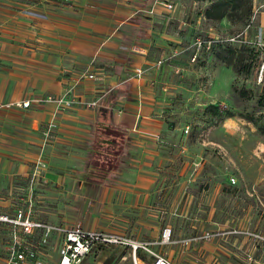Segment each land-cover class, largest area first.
<instances>
[{
	"label": "rangeland",
	"instance_id": "obj_1",
	"mask_svg": "<svg viewBox=\"0 0 264 264\" xmlns=\"http://www.w3.org/2000/svg\"><path fill=\"white\" fill-rule=\"evenodd\" d=\"M212 1L143 3L162 11L150 25L149 39L181 41L180 47L170 43V55L158 63L168 68L159 81L165 89L156 96L163 106V140L141 163L159 172L154 186L132 188L136 155L130 143L121 145L120 135L105 133L106 128H98L96 137L67 139L56 137L54 120L43 129L36 122L26 133L29 128L4 117L12 136L0 149L11 153L9 159L0 155V167L10 164L12 170L0 171V215L14 219L22 210L42 225L26 233L18 222L0 220V264H58L57 228L76 223L138 240L160 239L170 228V241L151 248L174 264H264V91L257 84L258 55L244 46L249 43L243 34L230 40L251 16L243 21L208 18L205 10ZM263 1L256 0L257 5ZM137 11L124 17L128 25L134 16L147 18L143 9ZM32 94L29 99L40 95ZM46 102L59 105L33 101L15 111L20 107L9 101L0 109L24 119ZM112 160L119 162L116 170L108 169ZM12 246L17 247L13 255ZM21 253L28 256L21 260ZM138 253L139 264L156 259L152 252ZM106 261L134 264L132 248L99 244L79 264Z\"/></svg>",
	"mask_w": 264,
	"mask_h": 264
},
{
	"label": "crops",
	"instance_id": "obj_2",
	"mask_svg": "<svg viewBox=\"0 0 264 264\" xmlns=\"http://www.w3.org/2000/svg\"><path fill=\"white\" fill-rule=\"evenodd\" d=\"M114 1L117 5L109 7L96 0H0V103L27 100L32 92L60 95L69 88L78 101L71 109L46 102L26 112L24 119L0 109V143L12 136L5 128L10 126L5 122L7 115L15 118L9 122L29 128L26 133L33 131L30 126L36 122L43 129L54 120L56 137L67 139L72 135L96 137L100 127L115 129L120 132V144L127 147L130 143L136 155L131 185L141 191L159 178V172L141 166L163 140V106L156 96L165 89L159 81L165 79L168 68L158 63L170 55V43L180 47L181 41L149 39L150 25L162 11L146 9L145 0L141 4L135 3L139 0ZM140 9L147 18L134 16L128 25L124 17ZM137 68L143 72L138 74ZM85 73H94L95 78H83ZM95 97H101L97 107L83 104ZM10 153L0 149L7 159ZM110 163L108 169L119 167L118 161ZM0 169L10 172L12 167L8 164Z\"/></svg>",
	"mask_w": 264,
	"mask_h": 264
},
{
	"label": "built area",
	"instance_id": "obj_3",
	"mask_svg": "<svg viewBox=\"0 0 264 264\" xmlns=\"http://www.w3.org/2000/svg\"><path fill=\"white\" fill-rule=\"evenodd\" d=\"M167 7L172 8V2H167ZM253 13L251 15L250 22L244 28L243 32L240 34L233 35L230 40L235 41L239 36H243L246 42L249 43L251 47H254L255 52L258 55V60L256 62L255 71L257 74V84L262 85L261 87L264 89V1L257 5L256 0H254ZM259 13V16H257ZM256 21V23H255ZM161 62V61H160ZM142 68H137L136 72L138 74L142 73ZM83 78H95L94 73H85ZM53 100L59 103V105L63 108H72L76 103H78L75 95L73 94L72 88L66 90L63 94H50L42 96H35L31 99H27L24 101H16L12 104L19 107H28L31 102H41ZM101 97H95L83 102V104L87 107H97L100 104ZM233 182H236L235 177L232 178ZM13 220L18 222L21 225L22 231L29 233L34 229L38 228L42 225L39 222L34 221L31 217L24 215V212L20 210L17 214V217L11 219L8 215H0V220ZM49 231L51 227H48ZM60 233V246H59V255L60 260L58 264H79L93 249L99 245H109V244H124L128 245L132 248L133 260L134 264H139V261H143L138 254L139 250H145L147 252H152L156 255V259L152 264H174L167 257L156 253L152 250V246L156 243H167L170 241L171 229L166 228L159 240H138L134 238H130L118 233L108 232L104 230H97L93 228L84 227L81 223L73 224L69 227L61 226L57 228ZM233 230L230 229V233ZM236 231V229H234ZM15 246H12V255L13 252H16ZM28 254L25 256L24 254H20L17 257L19 259H25Z\"/></svg>",
	"mask_w": 264,
	"mask_h": 264
},
{
	"label": "trees",
	"instance_id": "obj_4",
	"mask_svg": "<svg viewBox=\"0 0 264 264\" xmlns=\"http://www.w3.org/2000/svg\"><path fill=\"white\" fill-rule=\"evenodd\" d=\"M252 1L253 0H213L211 4L206 8L205 16L211 19H221L225 16H228L230 18H233L235 21L248 20L254 8V2L252 4ZM244 46H246L247 49L252 51L253 54L257 56L254 47H251L250 45ZM104 132L112 133L115 135L120 133L119 131L111 128H107V130ZM139 255L142 256L141 254ZM107 263L108 261H106L105 264Z\"/></svg>",
	"mask_w": 264,
	"mask_h": 264
}]
</instances>
